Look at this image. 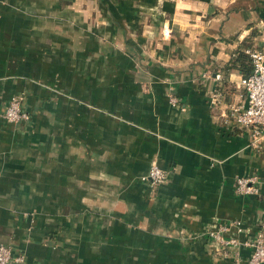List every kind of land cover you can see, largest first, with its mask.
Returning a JSON list of instances; mask_svg holds the SVG:
<instances>
[{"label": "crops", "instance_id": "1", "mask_svg": "<svg viewBox=\"0 0 264 264\" xmlns=\"http://www.w3.org/2000/svg\"><path fill=\"white\" fill-rule=\"evenodd\" d=\"M248 48L264 0H0V244L25 264H247L208 232L264 230V142L231 115Z\"/></svg>", "mask_w": 264, "mask_h": 264}, {"label": "built area", "instance_id": "2", "mask_svg": "<svg viewBox=\"0 0 264 264\" xmlns=\"http://www.w3.org/2000/svg\"><path fill=\"white\" fill-rule=\"evenodd\" d=\"M244 53L248 56L252 72L248 76L241 78V85L246 92L245 105L232 108V118L234 121L252 132V146L258 147L264 142V50L246 49ZM171 105H178V99L174 95L169 97ZM4 117L10 122L29 120V113L23 109L22 98L14 97L7 105ZM144 181L157 186L166 182L167 173L157 163L150 166L149 171L142 177ZM237 190L242 194H253L258 190V180L255 176L235 178ZM257 183V184H256ZM235 228L234 233H230L231 228ZM250 234L249 228H243L238 221L220 225L216 230L208 232L209 237L216 242L222 250L228 249L235 255L237 260L239 250L242 245L251 247V252L247 264H264V230H258L252 235L251 240H241V233ZM231 235H230V234ZM25 264V254L14 255L11 246L0 244V264Z\"/></svg>", "mask_w": 264, "mask_h": 264}, {"label": "trees", "instance_id": "3", "mask_svg": "<svg viewBox=\"0 0 264 264\" xmlns=\"http://www.w3.org/2000/svg\"><path fill=\"white\" fill-rule=\"evenodd\" d=\"M248 59H249L248 56L243 54L242 52H239V54L235 58V61L239 62L241 66L243 65V61L245 62V65H244L245 67H243L242 69L243 77L248 76L252 72V66L248 65L249 64Z\"/></svg>", "mask_w": 264, "mask_h": 264}]
</instances>
